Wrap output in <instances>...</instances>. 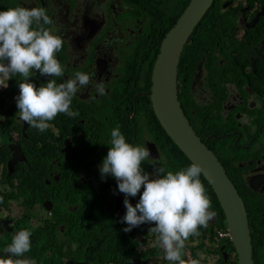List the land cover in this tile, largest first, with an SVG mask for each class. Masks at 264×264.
<instances>
[{
	"label": "flooded vegetation",
	"instance_id": "af4514ba",
	"mask_svg": "<svg viewBox=\"0 0 264 264\" xmlns=\"http://www.w3.org/2000/svg\"><path fill=\"white\" fill-rule=\"evenodd\" d=\"M191 0H0L10 7H42L47 25L64 43L56 58L64 74H92L73 97L75 117L58 114L44 132L19 119L22 78L0 86V258L20 230L31 233L23 259L32 264H170L149 232L154 224L123 229L127 198L99 166L119 128L126 142L145 146L150 178L192 164L162 129L153 102V74L167 35ZM158 51V53H157ZM35 87L51 77L33 70ZM102 82L105 94L96 91ZM177 96L188 124L216 155L248 214L255 264H264V0H214L183 47ZM216 213L199 236L185 242L182 258L200 264H240L225 212L206 177H199ZM58 189L59 206L48 193ZM40 201L41 204H40ZM139 214V213H138ZM132 241L129 247L128 242ZM150 244L152 245H149ZM131 253L130 262L114 254ZM36 256V257H34ZM121 261V263H117Z\"/></svg>",
	"mask_w": 264,
	"mask_h": 264
},
{
	"label": "clouds",
	"instance_id": "9594fccd",
	"mask_svg": "<svg viewBox=\"0 0 264 264\" xmlns=\"http://www.w3.org/2000/svg\"><path fill=\"white\" fill-rule=\"evenodd\" d=\"M52 23L42 7L17 6L0 11V86L7 87L11 78H22L15 98L18 116L39 132H44L48 121L58 114L78 116V112L70 110L73 97L92 79V74L79 71L63 82L53 79L64 74L56 58L64 41L45 27ZM33 70L51 79L37 88L28 82ZM96 91L105 94L102 82H97ZM110 144L99 166L101 178L114 177L118 191L126 197H135L143 186L135 207L127 198L123 201L126 213L122 222L127 224L123 231L129 232L142 223L154 224L149 232L155 234V243L170 264H200L199 260L185 261L182 256L188 238L199 236V228H207L216 215L209 211L211 201L199 179L202 166L194 162L176 172L159 166L155 177L150 178L141 167L150 156L144 145L126 142L118 127L111 131ZM30 237V231H18L3 249L6 258H0V264H32L20 258L31 249Z\"/></svg>",
	"mask_w": 264,
	"mask_h": 264
},
{
	"label": "water",
	"instance_id": "95a60500",
	"mask_svg": "<svg viewBox=\"0 0 264 264\" xmlns=\"http://www.w3.org/2000/svg\"><path fill=\"white\" fill-rule=\"evenodd\" d=\"M213 1L191 0L178 25L167 35L153 74V102L164 132L192 163L202 166V174L225 212L240 264H255L246 207L216 155L188 124L177 96V68L183 47Z\"/></svg>",
	"mask_w": 264,
	"mask_h": 264
},
{
	"label": "trees",
	"instance_id": "16d2710c",
	"mask_svg": "<svg viewBox=\"0 0 264 264\" xmlns=\"http://www.w3.org/2000/svg\"><path fill=\"white\" fill-rule=\"evenodd\" d=\"M158 53V51H157ZM58 189H55V191H52L50 193H48V198L46 199H50L51 201H53V203L55 204L54 206H59L58 205V201L60 200V195L58 194ZM42 201H40V204H41ZM125 242H128V245L126 247H129L130 246V243L132 241H125ZM36 257V256H34ZM96 257V264H104L106 262H110V257L109 255L107 254H98L95 256ZM112 257H118L120 259L123 260V262H130V257H135L134 254H131V253H119V254H114L112 255ZM51 258V264H57V262H53L52 259H55V258H58V254L57 252H55L52 256H50ZM90 260L91 258L90 257H87V262L86 264H90ZM117 263H121V261H117ZM116 264V263H115Z\"/></svg>",
	"mask_w": 264,
	"mask_h": 264
},
{
	"label": "rangeland",
	"instance_id": "374dc122",
	"mask_svg": "<svg viewBox=\"0 0 264 264\" xmlns=\"http://www.w3.org/2000/svg\"><path fill=\"white\" fill-rule=\"evenodd\" d=\"M149 245H152V244H150V242H149Z\"/></svg>",
	"mask_w": 264,
	"mask_h": 264
}]
</instances>
